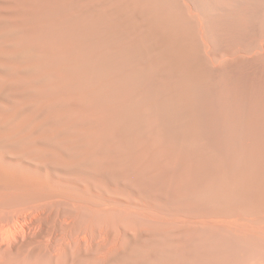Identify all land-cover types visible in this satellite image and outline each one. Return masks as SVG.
I'll use <instances>...</instances> for the list:
<instances>
[{
  "label": "bare ground",
  "instance_id": "obj_1",
  "mask_svg": "<svg viewBox=\"0 0 264 264\" xmlns=\"http://www.w3.org/2000/svg\"><path fill=\"white\" fill-rule=\"evenodd\" d=\"M0 264H264V0H0Z\"/></svg>",
  "mask_w": 264,
  "mask_h": 264
}]
</instances>
